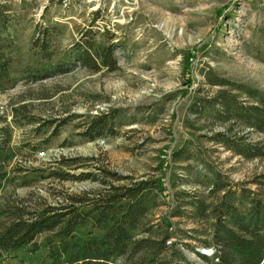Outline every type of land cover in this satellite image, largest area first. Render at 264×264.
<instances>
[{"label":"rangeland","instance_id":"rangeland-1","mask_svg":"<svg viewBox=\"0 0 264 264\" xmlns=\"http://www.w3.org/2000/svg\"><path fill=\"white\" fill-rule=\"evenodd\" d=\"M0 15L15 70L0 87V134L15 152L4 168L0 225L14 207L63 211L71 196L129 182L110 172L156 178L162 195L152 217L171 222L170 240L195 264H207L181 246H203L209 236V222L187 203L216 200L215 180L256 190L252 180L264 173V157L236 155L212 138L229 126L230 135L262 145L264 132L218 119L208 104L221 89L246 100L233 84L264 91V0H0ZM84 42L91 51L111 47L117 68L74 59L71 46ZM47 66L54 69L43 74ZM98 119L104 133L83 135ZM81 174L91 177L74 178ZM45 235L35 237L38 249L0 252V261L39 264Z\"/></svg>","mask_w":264,"mask_h":264},{"label":"trees","instance_id":"trees-1","mask_svg":"<svg viewBox=\"0 0 264 264\" xmlns=\"http://www.w3.org/2000/svg\"><path fill=\"white\" fill-rule=\"evenodd\" d=\"M3 21L0 15V87L11 79L15 71L2 36L5 32ZM85 42L78 49L74 44L71 46L74 59L95 70L104 67L112 71L117 68L111 47L103 44L91 51L92 44ZM53 69L54 66H47L43 74ZM233 89L247 99L241 100L232 91L221 89L219 96L208 102L213 115L223 121L232 120L243 127L264 132V91L245 84H233ZM217 99L220 109L215 107ZM32 121L29 117L26 123ZM95 126L97 129L87 128L93 133L85 130L83 135H89L90 139L102 135L105 121L98 119L91 128ZM229 131L227 126L212 138L236 155L248 159L264 157V144L232 136ZM55 134L56 130L52 135ZM4 135L0 134V190L3 183L9 181L4 168L15 156L8 145V137ZM53 174L62 180L73 178L65 173ZM109 175L115 180L129 179V182L109 184L93 196H71L72 201L61 207L63 211L54 206L34 211L20 207L10 209L8 221L0 225V252H16L27 246L36 250L39 245L35 237L45 233L43 246L47 250L39 264H195L176 241L170 240L172 223L164 217L156 221L152 217L162 195L160 179L135 180L111 172ZM87 177L91 174L74 178ZM252 182L258 190L239 184L232 189L215 180L210 193L222 191L216 200L206 202L203 198H194L188 202L195 216L205 217L209 222V236L200 240L203 246L194 248L186 242L181 246L208 260L207 264H264V173L256 175ZM202 250H211L212 253Z\"/></svg>","mask_w":264,"mask_h":264},{"label":"built area","instance_id":"built-area-1","mask_svg":"<svg viewBox=\"0 0 264 264\" xmlns=\"http://www.w3.org/2000/svg\"><path fill=\"white\" fill-rule=\"evenodd\" d=\"M100 141H102V140H100ZM50 149H51V151L56 152L58 155L64 153V149L61 148V147L50 148ZM50 149H49V150H50ZM45 152H47V151H45V150L39 151V154H40L44 159L47 157V155L45 154ZM209 251H210L209 254H211L212 251H211V250H209ZM207 253H208V251H207Z\"/></svg>","mask_w":264,"mask_h":264},{"label":"water","instance_id":"water-1","mask_svg":"<svg viewBox=\"0 0 264 264\" xmlns=\"http://www.w3.org/2000/svg\"><path fill=\"white\" fill-rule=\"evenodd\" d=\"M203 252H205V253H207V250L205 251V250H202Z\"/></svg>","mask_w":264,"mask_h":264},{"label":"bare ground","instance_id":"bare-ground-1","mask_svg":"<svg viewBox=\"0 0 264 264\" xmlns=\"http://www.w3.org/2000/svg\"><path fill=\"white\" fill-rule=\"evenodd\" d=\"M208 251V253L210 252L209 250H207Z\"/></svg>","mask_w":264,"mask_h":264}]
</instances>
